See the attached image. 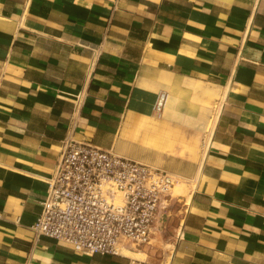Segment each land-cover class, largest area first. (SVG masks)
Returning a JSON list of instances; mask_svg holds the SVG:
<instances>
[{
	"label": "crops",
	"instance_id": "crops-1",
	"mask_svg": "<svg viewBox=\"0 0 264 264\" xmlns=\"http://www.w3.org/2000/svg\"><path fill=\"white\" fill-rule=\"evenodd\" d=\"M67 139L194 180L167 258L36 237ZM0 264H264V0H0Z\"/></svg>",
	"mask_w": 264,
	"mask_h": 264
},
{
	"label": "built area",
	"instance_id": "built-area-1",
	"mask_svg": "<svg viewBox=\"0 0 264 264\" xmlns=\"http://www.w3.org/2000/svg\"><path fill=\"white\" fill-rule=\"evenodd\" d=\"M166 99V92L158 95V114ZM178 180L150 164L67 139L32 230L90 256L145 248L169 232L174 206L168 192Z\"/></svg>",
	"mask_w": 264,
	"mask_h": 264
},
{
	"label": "rangeland",
	"instance_id": "rangeland-1",
	"mask_svg": "<svg viewBox=\"0 0 264 264\" xmlns=\"http://www.w3.org/2000/svg\"><path fill=\"white\" fill-rule=\"evenodd\" d=\"M206 139H207V137H206ZM179 181L185 182L188 185L191 182V185H189V186L191 188H193V186H194L193 181L181 179V180H178L177 182H179ZM176 183H175V185H176ZM171 193H172V191H169L168 195L171 196ZM169 201L174 206V209L171 212V217L168 220L169 221V232H167L166 234L157 235L156 237H154L150 246H147V247L141 248V249H131L132 251L145 252L146 254L151 255L150 257L152 260H156V259L164 260L169 255L170 250L172 248L171 245L173 242V237L175 234L174 229L177 228V226L179 224V219L181 216V212L178 214L179 210H177V209L183 206V204L185 203V199L183 197H172L171 196Z\"/></svg>",
	"mask_w": 264,
	"mask_h": 264
},
{
	"label": "bare ground",
	"instance_id": "bare-ground-1",
	"mask_svg": "<svg viewBox=\"0 0 264 264\" xmlns=\"http://www.w3.org/2000/svg\"><path fill=\"white\" fill-rule=\"evenodd\" d=\"M221 91L223 92V90H221ZM168 96H169V94H168ZM220 110H221V106L216 109V111H215V113H214V115H213V117H212V119L210 121V124H209V132L207 133L208 135H207V139L205 141L206 145H208L209 142H210V140H211V135H212L214 126L216 124L218 115L220 113ZM205 151H206V149H205ZM193 182H194V180H193ZM189 185H191V182H190ZM189 185L187 183H185V182H181V181L177 182L176 185L174 186V188H171L172 190H170V191H172L171 196L172 197H183L185 199V203L186 204L188 203V205H189L190 198H191V189H192ZM192 191H193V189H192ZM121 255L124 256V257H126V258H129V259L140 260V261H144V260H146V258H148L147 257L148 254H146L145 252H142V251L135 252V251H132L131 249H128V248L123 249L121 251Z\"/></svg>",
	"mask_w": 264,
	"mask_h": 264
}]
</instances>
